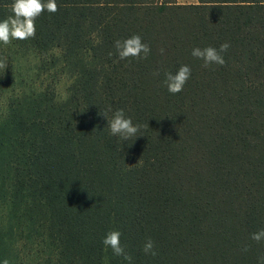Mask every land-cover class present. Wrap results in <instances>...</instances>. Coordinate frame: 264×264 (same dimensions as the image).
Wrapping results in <instances>:
<instances>
[{
    "label": "trees",
    "instance_id": "16d2710c",
    "mask_svg": "<svg viewBox=\"0 0 264 264\" xmlns=\"http://www.w3.org/2000/svg\"><path fill=\"white\" fill-rule=\"evenodd\" d=\"M12 3L0 0V21ZM56 3L33 38L0 43L48 55L72 76L63 102L48 86L7 97L0 262L129 264L102 244L116 230L131 264H258L264 241L250 235L264 229V0ZM132 35L149 45L147 59H118L115 41ZM224 43L223 66L191 55ZM181 65L191 77L172 95L165 73ZM117 109L141 125L127 141L106 127L103 115ZM149 238L156 256L142 251Z\"/></svg>",
    "mask_w": 264,
    "mask_h": 264
},
{
    "label": "clouds",
    "instance_id": "9594fccd",
    "mask_svg": "<svg viewBox=\"0 0 264 264\" xmlns=\"http://www.w3.org/2000/svg\"><path fill=\"white\" fill-rule=\"evenodd\" d=\"M12 15L0 21V43L8 45L12 40H27L33 38L36 33V19L45 11L49 13H56L58 5L56 0H13L10 5ZM116 55L119 60H141L147 59L150 54V47L148 44L142 42L139 35H132L131 37L121 40H116L114 43ZM230 45L228 43L221 44L219 49L211 46L206 48H193L191 55L203 61V67L207 68L213 64L223 66L225 60L223 53L227 52ZM111 56L112 53H109ZM6 60H0V68H6ZM191 77V68L188 65H181L175 74L171 72L165 73L164 84L170 94L176 95L183 91L187 81ZM111 110V109H109ZM107 120V129L109 134L118 137L120 140L127 141L136 136L141 125H134L131 118H126L123 109H117L111 119L107 118V113L103 115ZM121 233L119 231L108 232L102 240L105 249L110 248L113 255L123 257L124 260L131 264V256L125 252L124 247L120 242ZM250 239L260 243L264 241V229H260L250 235ZM142 251L145 255L156 256L154 242L149 238ZM244 251H247L245 247ZM0 264H9L5 259ZM258 264H264V256L258 258Z\"/></svg>",
    "mask_w": 264,
    "mask_h": 264
},
{
    "label": "rangeland",
    "instance_id": "374dc122",
    "mask_svg": "<svg viewBox=\"0 0 264 264\" xmlns=\"http://www.w3.org/2000/svg\"><path fill=\"white\" fill-rule=\"evenodd\" d=\"M157 1H191V0H157ZM187 4V3H178ZM2 47H0L1 49ZM17 49H3L0 51V60H6L7 67L0 68V79L5 75L10 76L9 85L0 84V120L5 116L7 110V97L12 93H38L47 86L54 89L56 92V101L63 102L68 96V87L72 82V76L66 71L62 70L61 63L57 60L56 63L51 62L48 55L39 57L34 52H27L18 54ZM50 54L59 57V50L54 49ZM3 215L6 216L4 208H2ZM0 209V222H3ZM26 247L29 255L36 254L31 252V246H23L20 240L15 243V248L22 249ZM43 250L40 252L42 253ZM41 261V258H37ZM36 258H30L26 264H36ZM38 261V262H39Z\"/></svg>",
    "mask_w": 264,
    "mask_h": 264
},
{
    "label": "crops",
    "instance_id": "0c3cea01",
    "mask_svg": "<svg viewBox=\"0 0 264 264\" xmlns=\"http://www.w3.org/2000/svg\"><path fill=\"white\" fill-rule=\"evenodd\" d=\"M197 0H191V1H185V2H179L177 1L176 3H187V4H191V3H196Z\"/></svg>",
    "mask_w": 264,
    "mask_h": 264
}]
</instances>
